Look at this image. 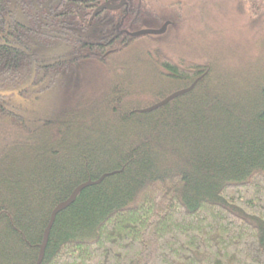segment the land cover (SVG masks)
<instances>
[{
    "label": "trees",
    "instance_id": "obj_1",
    "mask_svg": "<svg viewBox=\"0 0 264 264\" xmlns=\"http://www.w3.org/2000/svg\"><path fill=\"white\" fill-rule=\"evenodd\" d=\"M28 3L0 0V264H36L52 209L104 174L56 214L39 264H264V74L239 85L154 47L181 89L199 79L140 113L120 71L91 74L142 37L121 30L151 0Z\"/></svg>",
    "mask_w": 264,
    "mask_h": 264
},
{
    "label": "rangeland",
    "instance_id": "obj_2",
    "mask_svg": "<svg viewBox=\"0 0 264 264\" xmlns=\"http://www.w3.org/2000/svg\"><path fill=\"white\" fill-rule=\"evenodd\" d=\"M151 4L139 29H158L168 22L165 31L142 36L91 74L112 81L120 71L127 80L125 104L131 109L138 112L183 87L152 62L149 52L154 47L187 59H207L217 73L239 85L264 74V0L254 6L253 15L241 0H151ZM221 86L223 92L229 91Z\"/></svg>",
    "mask_w": 264,
    "mask_h": 264
},
{
    "label": "water",
    "instance_id": "obj_3",
    "mask_svg": "<svg viewBox=\"0 0 264 264\" xmlns=\"http://www.w3.org/2000/svg\"><path fill=\"white\" fill-rule=\"evenodd\" d=\"M124 0H121L119 2L118 5L116 6H104L103 8L104 9H109V10H116V9H119L122 4H123ZM168 22H165L160 28L158 29H139V30H136V31H133V32H130L128 34V36L130 37H140V36H144V35H161L165 29H166V26H167ZM199 78H197L196 80H194L188 87L186 88H183V89H180V90H177L175 92H172L171 94H169L167 97L163 98L162 100H160L159 102H157L156 104H153L147 108H144V109H141V110H138V112H142V113H145V112H150L152 110H155L157 109L158 107L168 103L169 101H171L172 99L184 94V93H187L188 91H190L194 86L195 84L197 83ZM106 174L102 175L99 179L95 180V181H91V180H87L81 184H79L77 187H75L72 192L70 193V195L68 196L67 199L59 202L53 209L52 211L50 212V215H49V219H48V222L46 224V227L44 228V231H43V234H42V239H41V242L38 246V258H37V262L36 264H39L42 257H43V252H44V248H45V245H46V242H47V238H48V235H49V231H50V228L54 222V219H55V216L58 212H60L61 210L65 209L66 207H68L73 201L74 199L76 198V196L79 194V192L89 186V185H93V184H96V183H99L103 177H105Z\"/></svg>",
    "mask_w": 264,
    "mask_h": 264
},
{
    "label": "flooded vegetation",
    "instance_id": "obj_4",
    "mask_svg": "<svg viewBox=\"0 0 264 264\" xmlns=\"http://www.w3.org/2000/svg\"><path fill=\"white\" fill-rule=\"evenodd\" d=\"M37 1V2H36ZM49 1V0H48ZM121 1V0H120ZM119 1V2H120ZM31 2V3H30ZM119 2L118 3H116V4H113V3H111V2H109L108 0H94V3L91 5V6H95V8H93V15H95L97 12H99V11H101V10H109V9H104L103 7L104 6H116V5H118L119 4ZM124 2H125V0H124ZM124 2H123V4H124ZM41 0H29V3H28V6H33V8H36V9H38V7L37 6H41ZM123 4H122V6H123ZM36 6V7H35ZM49 6V5H48ZM109 11H111V10H109ZM96 12V13H95ZM90 22V21H89ZM121 32H123L124 34H129L130 32H128L126 29H122L121 30ZM112 40V39H111Z\"/></svg>",
    "mask_w": 264,
    "mask_h": 264
}]
</instances>
